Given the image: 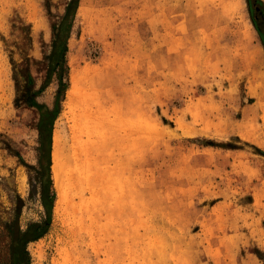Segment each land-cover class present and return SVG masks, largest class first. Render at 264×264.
<instances>
[{
  "label": "rangeland",
  "instance_id": "rangeland-1",
  "mask_svg": "<svg viewBox=\"0 0 264 264\" xmlns=\"http://www.w3.org/2000/svg\"><path fill=\"white\" fill-rule=\"evenodd\" d=\"M73 2L0 0V264H264V0H78L55 106ZM73 91L106 175L67 215L46 170L54 132L71 154Z\"/></svg>",
  "mask_w": 264,
  "mask_h": 264
},
{
  "label": "bare ground",
  "instance_id": "bare-ground-1",
  "mask_svg": "<svg viewBox=\"0 0 264 264\" xmlns=\"http://www.w3.org/2000/svg\"><path fill=\"white\" fill-rule=\"evenodd\" d=\"M253 83H254L253 92L257 100L258 114L262 123H264V72H260L259 67H257L253 71ZM1 84L2 83H0V85ZM74 89H76V87ZM84 93L86 94V92ZM80 95L81 96H78V94L75 95V91H73L69 96V101H70L69 103L79 101V105L81 106L82 104L81 110L85 109L84 112L82 111L79 115L78 113L77 116L75 115L74 130L76 131V133L73 134L71 139L72 140L71 154L70 152L66 153L65 147L63 146L62 141L56 132H54L52 137L51 172H52V179L54 181V187L57 192V199H56L57 206L56 205L55 206L56 208H58L57 210H60L61 212L62 210L63 211L65 210L63 212L64 214L70 211V210H66V208L68 209V207L64 205L68 201L67 200V196L69 193L68 190L69 188H71V186L74 187V185L79 183L80 185H83V189L85 186V191L89 193H93V191H95V187L97 185L96 183L97 180L99 179V176L101 175L104 177V175H106L104 174L105 170H103L101 173L99 169V165L102 163L104 159L103 143H105L104 142L105 139L100 137L98 138V135L95 133L96 131L95 132L93 131V125H94V123L92 122L93 111L91 112L89 108L84 107L85 104H87L86 102L88 101L87 100L88 98H86L84 94H80ZM89 103L91 102H88V104ZM88 104L87 107L89 106ZM107 171L108 170H106V172ZM99 172L100 174L98 175ZM76 207H77L76 205H72V210L75 211ZM61 212L59 213L61 214Z\"/></svg>",
  "mask_w": 264,
  "mask_h": 264
},
{
  "label": "trees",
  "instance_id": "trees-1",
  "mask_svg": "<svg viewBox=\"0 0 264 264\" xmlns=\"http://www.w3.org/2000/svg\"><path fill=\"white\" fill-rule=\"evenodd\" d=\"M77 1L78 0H74L73 3H70L67 7V10L64 14V16L61 19L60 25L55 27L54 29V39H53V45H52V53L50 54L48 60H49V72H48V76L51 77V74L54 72L55 70H59L58 71V89H57V101L55 103V106H57L59 98L61 97L63 91L65 90V85L64 83H62V72L65 69V54L67 51V38H68V32L66 33L67 29H70L71 27V23H72V19L74 18L75 12H76V8H77ZM260 13L262 14V16H264V10L260 9ZM260 32V36L262 38V42H264V34H262V31L259 29ZM50 79V78H49ZM49 79L47 80L49 83ZM35 107L39 108V104H35L33 105ZM42 134V132H41ZM43 136V135H42ZM43 138V137H42ZM45 141V140H44ZM46 142V141H45ZM45 142L44 146H43V151H44V147H45ZM50 148H51V136L49 138V159H48V168L46 170V172L48 173V176L50 178V166H51V159H50ZM40 152H42V149H40ZM43 152L42 154H40V159H39V165H42L43 162ZM37 225H32L30 226V231L29 233L34 234L33 238L31 240H34L36 238H38L37 235ZM26 234H24L21 238L18 239V243H22V241L24 240ZM15 243V242H14ZM15 245V244H14Z\"/></svg>",
  "mask_w": 264,
  "mask_h": 264
}]
</instances>
